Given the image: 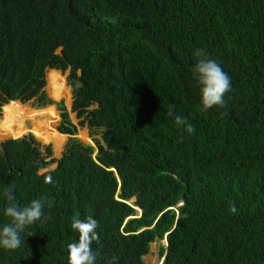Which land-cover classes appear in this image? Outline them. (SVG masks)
<instances>
[{"label":"trees","instance_id":"16d2710c","mask_svg":"<svg viewBox=\"0 0 264 264\" xmlns=\"http://www.w3.org/2000/svg\"><path fill=\"white\" fill-rule=\"evenodd\" d=\"M197 49L231 78L223 107L200 110ZM49 68L52 98L64 95L59 70L93 145L45 94ZM0 91V105L53 104L68 134L54 158L52 136L38 133L53 107L1 106L0 133L12 109L50 117L31 128L48 144L31 133L0 141V227L10 185L21 207L44 198L47 217L15 250L0 247V264H68L72 219L89 216L96 264H145L161 239L160 264H264V0H0Z\"/></svg>","mask_w":264,"mask_h":264},{"label":"clouds","instance_id":"9594fccd","mask_svg":"<svg viewBox=\"0 0 264 264\" xmlns=\"http://www.w3.org/2000/svg\"><path fill=\"white\" fill-rule=\"evenodd\" d=\"M193 56L196 59L193 72L196 74L197 83L200 86V100H199L200 110L206 111L213 108L214 106L223 107L225 105V99H224L225 94L231 91L230 76L224 71V69L220 66L217 60L209 58V56L206 53V50L197 49L193 52ZM7 100H11V99L5 97L3 103L0 105V112H1V106L5 104ZM53 101L56 102L55 100ZM20 103H24V102H20ZM40 107L42 108L44 106H40ZM168 115L170 117H173L175 125L177 127H182L185 132L191 134L195 131L194 126L187 119H185L183 116L174 115L171 108L168 111ZM58 121H59V115H58ZM58 121L56 125L58 124ZM56 125H55V129H56ZM75 126L77 127V124H75ZM64 135H66L67 138L68 134H64ZM76 138L78 137L76 136ZM114 174L117 177L115 171ZM45 182L50 183L51 178L50 177L46 178ZM14 187H15L14 185H10L4 190L8 204L4 208L3 214L5 217L8 218L9 222L5 223L2 227H0V247L6 250H15L21 245L22 243L21 233L24 232L26 227L35 224L37 221L43 223L44 220H46L47 218L44 214V207L46 203L44 198L33 199L29 204L21 207L16 203V196L14 195V191H13ZM48 206L49 207L52 206L51 201H48ZM230 210L232 212L236 211L234 206H231ZM137 212H139V209H137ZM97 227H98V222L91 216L85 219H78L76 217H73L71 222V229L73 230L74 233L78 234V239L75 242L67 245L68 264H96L98 252L93 250L92 244L94 241L95 242L99 241V236L98 233L96 232ZM161 240L163 241L164 239ZM117 259L118 258L113 257L112 261H110L109 264H116ZM161 259L162 257L160 258V262Z\"/></svg>","mask_w":264,"mask_h":264},{"label":"rangeland","instance_id":"374dc122","mask_svg":"<svg viewBox=\"0 0 264 264\" xmlns=\"http://www.w3.org/2000/svg\"><path fill=\"white\" fill-rule=\"evenodd\" d=\"M51 76H52V71L51 70H46V74H45L46 84H45V86H43V90H44L45 94L47 95V97H49L50 99H53L52 96H51V91L53 90V87H50V85L48 84V80H50ZM56 76H58L57 77L58 82L62 83V85H63V86H60V87H62L64 95H63L62 98L53 99V100L57 101L59 99H62V101L64 103V106L69 111V108H70V92H69V87H67L65 82H64V73H60L58 71V75H56ZM52 80H54V75L52 77ZM21 106H22L23 110H25L26 112H30V113H35L36 111H38L40 109H46V108H49V107H53L55 109L53 104L44 106L42 108L41 107L39 108L37 106H31L29 102H24L23 104H21ZM19 111L20 110H18V109H12L7 114L6 118L9 117L10 115H11V117L8 120V124L5 127H3V130H6V132L0 133V141L2 139H5V138L22 137L26 133L30 132L35 140L39 141L41 144H46L47 142H42V141H40L39 139H37L35 137V135L32 132H35L36 130H34V128H32V127H36V128L40 129V127H39L40 123H38V122H41L42 119H44V118H48L49 119L50 115L48 113H46L45 115H43L44 117L42 119H39V121H38V119H37L38 116H35L34 117L35 119H32V117L28 118V117H25V115H22L23 111H20V112H22L20 114L18 113ZM55 113H56V117L50 119L51 123L49 124L50 126H49L48 131L44 130L46 132H38V133L39 134L44 133V135L52 136L53 139H52V141L50 143V144H52L51 145L52 157L57 158V157L60 156L61 151L64 148V142H65V139H66V135H61V134H59L56 131L55 125H56V123L58 121V114H57L58 111L56 109H55ZM2 114H3V107H2L1 112H0V118L2 117ZM68 115H69V118L71 119V121H73L74 124H76L77 119L75 118L74 113L69 111ZM4 120L2 122H4ZM31 128L33 129L32 132H31ZM19 132L21 134H16V133H19ZM76 133H77L76 136L78 137V139L81 142L93 144L91 142V139H89V137L87 135L86 127L84 125L82 127L77 126L76 127ZM61 136H62V138H61L62 139V143H61V146H60L61 150L59 151L58 146L56 145V143H57L58 139ZM54 165H55V163L51 164L49 166V168L54 167ZM180 203L181 202H179L178 205H181ZM160 243L164 244V242L162 240L154 241V242L150 243L148 253H146L143 256V260H144L145 264H159L160 263V258L158 257V244H160Z\"/></svg>","mask_w":264,"mask_h":264},{"label":"crops","instance_id":"0c3cea01","mask_svg":"<svg viewBox=\"0 0 264 264\" xmlns=\"http://www.w3.org/2000/svg\"><path fill=\"white\" fill-rule=\"evenodd\" d=\"M46 70H54V69H46ZM58 71V70H57ZM45 74H46V71H45ZM45 82H46V79H45ZM46 84V83H45ZM45 86V85H44ZM11 100H15V101H18L19 102V100H16V99H11ZM5 103H7V101L5 102ZM21 104H23V103H21ZM25 126V125H24ZM57 131V130H56ZM58 132V131H57ZM59 133V132H58ZM60 134V133H59ZM61 135H64V134H61ZM52 145V144H51Z\"/></svg>","mask_w":264,"mask_h":264},{"label":"water","instance_id":"95a60500","mask_svg":"<svg viewBox=\"0 0 264 264\" xmlns=\"http://www.w3.org/2000/svg\"><path fill=\"white\" fill-rule=\"evenodd\" d=\"M164 241V245H165V240H163Z\"/></svg>","mask_w":264,"mask_h":264},{"label":"bare ground","instance_id":"6f19581e","mask_svg":"<svg viewBox=\"0 0 264 264\" xmlns=\"http://www.w3.org/2000/svg\"><path fill=\"white\" fill-rule=\"evenodd\" d=\"M20 103V102H19ZM21 104V103H20Z\"/></svg>","mask_w":264,"mask_h":264}]
</instances>
